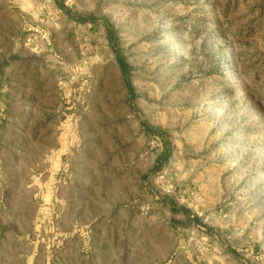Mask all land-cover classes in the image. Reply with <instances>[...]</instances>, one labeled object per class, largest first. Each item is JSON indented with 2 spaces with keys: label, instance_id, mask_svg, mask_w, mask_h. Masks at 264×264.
Instances as JSON below:
<instances>
[{
  "label": "rangeland",
  "instance_id": "obj_1",
  "mask_svg": "<svg viewBox=\"0 0 264 264\" xmlns=\"http://www.w3.org/2000/svg\"><path fill=\"white\" fill-rule=\"evenodd\" d=\"M69 239L264 264V0H0V264Z\"/></svg>",
  "mask_w": 264,
  "mask_h": 264
},
{
  "label": "crops",
  "instance_id": "obj_2",
  "mask_svg": "<svg viewBox=\"0 0 264 264\" xmlns=\"http://www.w3.org/2000/svg\"><path fill=\"white\" fill-rule=\"evenodd\" d=\"M95 243L96 245L99 246L100 249H102L103 251H107V249L109 250V247H108V243L104 242V239H100L98 240V242H93V241H76L74 242L73 240L69 239L68 242H67V247L63 246V251L61 249V244L59 245V258H61V255L63 253V264H90L89 262L92 261L94 262V259H84L85 257H87V255H84L83 253L86 252L84 250V248H91L90 247V244H93ZM66 248L68 250H66ZM76 251H77V254H76ZM109 252V251H108ZM107 252V253H108ZM39 252L38 253H35V254H31L33 256V258L35 260H38V257H39ZM78 254L80 255L78 257ZM109 255V253H108ZM84 257V258H83ZM38 263L36 264H39V261H37ZM61 263V262H60ZM57 264V263H56Z\"/></svg>",
  "mask_w": 264,
  "mask_h": 264
}]
</instances>
